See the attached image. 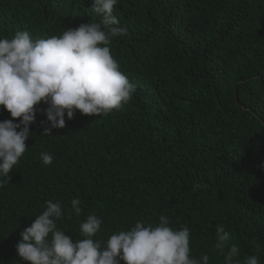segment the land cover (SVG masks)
Masks as SVG:
<instances>
[{
	"label": "trees",
	"instance_id": "1",
	"mask_svg": "<svg viewBox=\"0 0 264 264\" xmlns=\"http://www.w3.org/2000/svg\"><path fill=\"white\" fill-rule=\"evenodd\" d=\"M92 4L0 0V39L98 23ZM113 15L127 29L110 48L132 99L106 115L65 113L66 126L47 136L48 105L35 106L25 153L0 174V264H29L15 246L48 200L62 205L57 227L73 240L89 214L102 221L99 241L164 215L173 229L189 228L192 258L224 264L222 225L241 262L256 255L264 264V0H117Z\"/></svg>",
	"mask_w": 264,
	"mask_h": 264
},
{
	"label": "clouds",
	"instance_id": "2",
	"mask_svg": "<svg viewBox=\"0 0 264 264\" xmlns=\"http://www.w3.org/2000/svg\"><path fill=\"white\" fill-rule=\"evenodd\" d=\"M116 4L117 0H93L92 11L100 21L81 23L58 36L33 40L25 30L0 39V105L12 118L0 121V174L9 177L25 153L37 104L48 105L44 114L49 126L41 134L47 136L52 128L66 126L65 113L69 120L74 110L91 117L106 115L132 99L135 86L110 48L113 38L127 35L113 15ZM40 159L48 165L53 157L42 152ZM199 187L194 184L193 191ZM80 204L79 199L71 200L77 216L82 212ZM62 215L60 202L46 201L45 210L20 232L17 256L29 264H209L207 254L191 257L189 228L173 229L164 215L156 225L137 221L106 241L94 239L102 223L95 214L79 224V240L57 227ZM215 235V248L223 254L224 264H258L256 255L243 262L238 259L240 249L222 225Z\"/></svg>",
	"mask_w": 264,
	"mask_h": 264
}]
</instances>
